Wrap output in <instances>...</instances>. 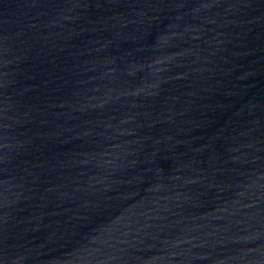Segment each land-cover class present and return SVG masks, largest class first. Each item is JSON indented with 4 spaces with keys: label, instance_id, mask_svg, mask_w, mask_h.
Wrapping results in <instances>:
<instances>
[{
    "label": "water",
    "instance_id": "obj_1",
    "mask_svg": "<svg viewBox=\"0 0 264 264\" xmlns=\"http://www.w3.org/2000/svg\"><path fill=\"white\" fill-rule=\"evenodd\" d=\"M0 264H264V52L1 218Z\"/></svg>",
    "mask_w": 264,
    "mask_h": 264
}]
</instances>
